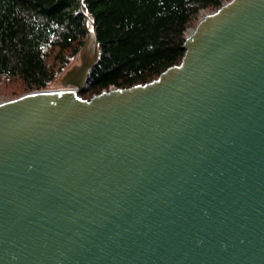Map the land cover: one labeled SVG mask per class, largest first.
<instances>
[{
	"label": "water",
	"instance_id": "water-1",
	"mask_svg": "<svg viewBox=\"0 0 264 264\" xmlns=\"http://www.w3.org/2000/svg\"><path fill=\"white\" fill-rule=\"evenodd\" d=\"M86 17L63 101L0 103V264H264V0L224 2L180 63L89 98Z\"/></svg>",
	"mask_w": 264,
	"mask_h": 264
},
{
	"label": "trees",
	"instance_id": "trees-1",
	"mask_svg": "<svg viewBox=\"0 0 264 264\" xmlns=\"http://www.w3.org/2000/svg\"><path fill=\"white\" fill-rule=\"evenodd\" d=\"M228 0H0V94L48 89L86 43L97 58L79 91L144 84L180 63L188 30Z\"/></svg>",
	"mask_w": 264,
	"mask_h": 264
},
{
	"label": "rangeland",
	"instance_id": "rangeland-1",
	"mask_svg": "<svg viewBox=\"0 0 264 264\" xmlns=\"http://www.w3.org/2000/svg\"><path fill=\"white\" fill-rule=\"evenodd\" d=\"M208 12H202L198 20ZM192 30V29H190ZM90 39L93 41L94 37H89L87 46L80 50L72 62L66 67L60 76L49 86L48 89H58L62 87H73L72 82L76 81L81 73L82 68L91 61L94 55V47L90 45ZM86 41V42H87ZM92 43V42H91ZM15 98V97H13ZM12 99L0 94V102L2 100Z\"/></svg>",
	"mask_w": 264,
	"mask_h": 264
},
{
	"label": "bare ground",
	"instance_id": "bare-ground-1",
	"mask_svg": "<svg viewBox=\"0 0 264 264\" xmlns=\"http://www.w3.org/2000/svg\"><path fill=\"white\" fill-rule=\"evenodd\" d=\"M94 36V34H93V31L90 29V37L92 38ZM92 42V43H91ZM90 45H93V41L90 39ZM93 47H94V45H93ZM83 69V68H82ZM70 90H53V89H49V90H46V91H44L47 95L49 94V95H56L57 96V99H56V101L55 102H53L52 104H51V107H53V106H56V105H58L61 101H63V98H64V96L69 92ZM73 98V101H75L76 102V100L74 99V97H72ZM2 102V101H1ZM0 102V103H1Z\"/></svg>",
	"mask_w": 264,
	"mask_h": 264
},
{
	"label": "built area",
	"instance_id": "built-area-1",
	"mask_svg": "<svg viewBox=\"0 0 264 264\" xmlns=\"http://www.w3.org/2000/svg\"><path fill=\"white\" fill-rule=\"evenodd\" d=\"M192 30H188V32L186 33V36L191 32Z\"/></svg>",
	"mask_w": 264,
	"mask_h": 264
}]
</instances>
